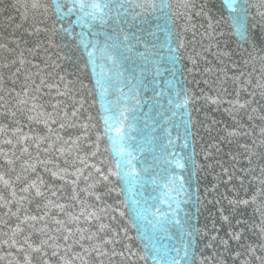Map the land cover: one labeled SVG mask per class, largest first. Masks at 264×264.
Returning <instances> with one entry per match:
<instances>
[{
  "label": "water",
  "instance_id": "water-1",
  "mask_svg": "<svg viewBox=\"0 0 264 264\" xmlns=\"http://www.w3.org/2000/svg\"><path fill=\"white\" fill-rule=\"evenodd\" d=\"M58 2L64 6L62 9L57 8ZM125 2L127 6L143 2V0H125ZM155 2L159 6L161 0H155ZM165 2L171 4V8H166L164 11L169 16H172L173 13L176 14L173 17L175 31L169 34L167 40L165 32L155 28V23H159L162 28L165 26L163 14L159 9L155 12V16L161 17L158 21L154 19L151 9L128 7L127 14L124 9L120 10L122 16L130 15L133 11L148 15L149 19L154 21L152 31L156 33V36L142 35L136 27L122 25V33L129 35L136 33L145 43L149 44L150 51L146 52L144 44L135 40L125 42L131 43L133 50L127 52L123 45L117 49L118 63L115 66L111 60L99 52L94 57L96 64L92 65L88 62L87 54L83 48L75 46L77 41L71 39L61 41L57 37L55 41L57 44L73 45L71 49L60 50L62 53L71 55V62L61 61L60 63L66 72L72 73L66 79L76 81L73 87L80 90V95L85 99L84 109L78 113V117L74 118L71 116L73 100L59 97L55 89L41 85V79H44L46 84L55 83L58 71L51 68L45 70V53L43 51L35 58L25 51V58L31 61L29 64L16 65L7 70L2 65L9 60L16 59L21 50L34 48L37 39L44 42L43 34L39 37L30 34L33 26L51 28L55 25L56 28H59L62 22L65 27H72L76 33L83 31L90 40H100V46L103 47L107 37L112 36L117 28L114 11L109 23L101 26L98 22L91 21L90 17H84L81 20L82 13L78 7L73 8L71 0H0V44L16 48V52L11 54L0 48V77H3L0 79V128L4 129L0 132V150L6 153L9 159L15 161L10 165L3 156H0V175L3 177L0 179V197L3 198L0 199V242L11 236L12 230L23 220L24 215H42L43 205L46 199L50 198L56 203L67 206L64 213L53 208L51 216L65 221V226L73 228L72 239L78 242L73 243L70 240L68 244H64L61 241L57 256L49 254L42 258L49 261V264H159L171 257L180 259L184 253V244L188 239L182 235L180 225L175 223L173 213H177L176 218L187 227L185 214L191 216L198 206V219L195 216L191 218V222L200 230L198 233L200 238L189 249V258L193 260V264H201L204 259L208 260V264H220L221 260L225 264H244V261H248V264H264V247L260 246L264 235H261L259 231L262 221H264V184L260 182L264 180V174L261 172V169H264V148L252 149L257 154L252 156V163L249 165L244 159L243 149L239 147L243 144H248L251 147L253 141L257 145L260 143V126H264L260 116L264 113L259 111L251 113L247 109L233 110L235 111V119H233V115L225 111L230 108L228 102L236 99L238 92L241 103L244 99L250 98L247 96L248 93H256L257 99H259L258 94L261 89L257 85L264 84V17L260 15L261 12H264V7L261 6L262 0H248L247 30L243 39L235 33L230 17L236 13L228 7L227 0H191V3L196 7H190L187 14H185V9L180 6L184 0H165ZM34 3L37 7H33ZM115 7L116 4H113V10ZM201 8H203V12H201ZM9 16L14 20L7 21L6 17ZM24 16H27V20L23 19ZM58 17H63L62 21L58 20ZM210 23L213 24L212 28L208 27ZM89 24L92 25L91 28L88 27ZM16 25L20 27H15ZM186 27L187 31H185ZM194 31L196 39L199 41L195 45L192 44ZM91 33H98V35L92 36ZM205 33L207 36L203 35ZM120 39L122 40V35ZM181 39L185 43V48L178 53L181 60L176 66L179 71H175L171 56L177 55L175 49ZM108 43L111 44L112 41L109 40ZM201 45H210L211 52L205 53L207 62L201 59L198 66L193 68L187 56L191 53L193 46L198 52L202 51ZM217 45H219V50ZM170 48L172 49L171 53ZM51 51L50 49L49 52L51 53ZM218 51L220 53L230 52L232 56L230 59L227 56H218ZM139 53H144L147 59L138 55ZM220 60H223V64L220 63ZM34 64H38L39 68L33 67ZM15 67H21L18 76L13 75ZM93 67L96 69L95 73L92 71ZM208 68H211L212 71H206ZM117 72L120 73L119 76H117ZM173 72H175V77ZM97 73L100 75L98 76ZM225 73L228 77L226 81L224 80ZM241 74H243V84L234 83L231 77L241 76ZM27 75H31V79L25 80ZM174 78L180 80L181 85L186 87L195 98L188 108L195 122L192 131L196 135L193 137L192 147L196 153L194 159L203 166L195 170V177H191L193 169L190 163L187 170L174 168L177 177H185L187 191L180 193L169 192L165 187V184L168 183L166 177L169 176V173L163 169L167 166L157 164L153 159L154 155H160L162 147L165 153L180 154L183 151L187 154L191 151V148H182L183 130L180 120L183 109L175 107L179 101L174 99L169 92L171 87L169 81ZM97 79H100L101 85L107 88L106 94L102 92L101 86L96 84ZM204 81H208V83L205 84ZM25 84L28 86V95L24 94ZM221 87L226 88L227 91H221ZM241 88L244 91H240ZM18 93L19 95H17ZM33 96L37 97L35 103L39 105L35 112L31 110L33 104L31 97ZM205 97H219L220 103L212 104ZM19 100H27L28 103L22 105L18 103ZM57 100L60 101V104L54 110L53 105H56ZM169 100H172L173 103L169 104ZM125 106L128 109V118L124 120L125 132L129 136L127 145L137 156L133 164L141 177V183L136 188L138 193L136 199L141 201V206L147 211L146 218L138 220H133L134 214L131 212L130 201H128L130 205L128 209L118 203L119 200L125 199L128 195L127 191L121 196L116 194L102 196V201H97L94 196L89 195V192L95 191L103 194L106 186L97 185L95 189L88 188L96 178L94 169L90 167L92 164H97L105 169L111 167L115 170V163L118 159L112 152L111 141L104 135L105 124L102 117L106 114L105 108L110 110V114L119 116ZM256 106L253 105V107ZM65 109L68 111L67 117L64 116ZM11 112H15L16 116L9 115ZM174 112L176 115H173ZM53 113L55 114L52 116V122L45 125L43 121L48 118L47 114ZM88 114L92 117L90 121L86 119ZM33 115L36 116V119L29 120L28 117ZM249 115L254 117L253 120L247 119ZM212 121L218 122L211 126L213 127L212 137L215 138L214 142L220 144V152H213L212 158L206 161L204 154L208 150L209 135L204 131V126L211 124ZM84 122L90 125L87 130L79 126ZM61 123L66 125L63 129L60 128ZM73 124L76 126H71ZM241 125L245 126L244 130L249 133L248 136L224 139L227 131L239 128ZM18 127L22 129V133L15 132ZM49 128L51 132H49ZM168 129H171V137L167 135L166 130ZM22 134H28L30 137L40 135L46 137V140L41 142L40 148L37 150L35 143L30 139L26 142L28 153H22L25 142L17 143ZM98 135L101 137L100 152L95 157H91L90 153L94 150L92 144L97 140ZM112 135L115 134L112 133ZM177 135H180L181 139H177ZM149 138H154L155 152L145 150L144 153H140L138 147L141 142ZM169 138L173 140L171 146L167 145ZM7 140H11L12 143H5ZM229 140L232 142L229 143ZM231 155L236 156L238 163L231 160ZM37 158L46 161V163H36L35 172L22 171L24 161L35 163ZM101 160L104 161L103 165H100ZM217 160L221 161L224 167L235 165L236 168L251 167L253 169L245 176L243 188L236 180L226 183L227 177L220 175L221 167L217 164ZM46 168L48 171H45ZM78 169L81 170L79 174H77ZM52 172L60 173L64 179L54 178L51 175ZM89 173H91L92 179H85ZM17 175L21 176L20 180L16 179ZM218 175H220L219 180L217 179ZM38 176L44 181L45 186L41 188V191L45 193V197H37L34 189H30L28 194L23 193L21 189L26 185V182L35 180ZM153 178H156L155 183ZM4 180L9 183L6 185ZM74 180L75 184L72 183ZM179 183L177 180V187ZM116 184L120 187H127L123 181H116ZM49 186L56 189L55 197H52L48 191ZM214 186L215 191H210ZM13 189L16 191L15 199L11 195ZM25 195H27V199L21 204H17L16 201ZM74 196L77 198L73 199ZM252 196L256 197L255 201L251 200ZM197 198L200 201L199 205L193 203ZM232 199H248L250 203L240 207L235 218L230 216L229 221H224L218 209L223 208L225 210L223 215H228L232 208L228 201ZM165 200L168 203H165ZM216 200H219L220 203H215ZM6 201H12L9 206L13 213L17 211V208L20 209L19 220L16 215L7 213V208L4 207ZM177 201L180 202L179 209L176 208ZM38 204L41 205L40 209L37 208ZM104 205L118 207L121 211H125L126 215L120 217L110 208L109 214L116 216V220L111 221L107 214L98 211ZM156 208L167 213L165 220L167 231L158 225L153 230L152 224H155L159 219L158 216H154ZM82 210L85 212L96 210L97 214L101 216L99 222L120 231L121 243L115 247L117 251H124V257L111 256V245L105 246L109 255L100 256L96 251H93V247L97 243L96 240L79 239V235L75 233L77 227L87 230L83 233L85 237L89 233H97L101 239L111 236L110 232L107 233V236L98 232L96 220L85 222L84 216H80L78 222L69 221L68 214L75 216ZM236 218L247 220L245 239L241 243L251 244L256 248L255 252H248L246 247L239 248L238 250L243 254L237 258L230 252H226L219 242L215 243L212 248L206 247L211 243L210 237L217 235V231L220 240L227 239L226 233L229 232V224L231 223L235 228ZM130 220L137 223V228L131 226ZM150 221L151 223H149ZM30 223L31 221L20 224L25 235L30 232L28 227ZM213 225L217 231L213 230ZM36 227H41L39 222ZM49 227L54 229L56 225L49 221ZM240 227L245 226L241 225ZM122 228L128 229L127 235L132 237L131 240L124 237ZM205 231H207V235H204ZM5 233L8 235L5 236ZM138 233H142L145 238L138 239ZM43 238L46 237L33 232V241L38 242ZM17 239H21V237L18 235ZM229 243L232 249L238 248L235 241H229ZM126 244L131 245L132 251L136 253L135 256L128 255V251L124 247ZM146 244L147 248H145ZM156 249L159 251L157 252ZM47 251L50 253L51 250ZM29 255L33 256V264H41L39 254L29 253ZM141 257L145 258L141 259ZM213 257L216 259H210ZM24 260L23 252L9 248L8 245L0 246V264H10V262L11 264H24Z\"/></svg>",
  "mask_w": 264,
  "mask_h": 264
},
{
  "label": "snow or ice",
  "instance_id": "snow-or-ice-1",
  "mask_svg": "<svg viewBox=\"0 0 264 264\" xmlns=\"http://www.w3.org/2000/svg\"><path fill=\"white\" fill-rule=\"evenodd\" d=\"M73 8L78 7L80 10V13H82V16L80 17L81 20L84 19V17H90L91 21L98 22L101 26L107 25L109 23V19L113 17V11L115 15V20L117 24L116 31H114L112 36L107 37V40L104 42L103 47L100 46L101 42L98 39H89L88 35L85 34L83 31L76 33L74 32L72 27H65L64 24L61 22L60 27L56 28L55 25H53L51 28L44 26H33L31 35H35L39 37L41 34L45 36L44 42H40L39 39H37V43L34 48H28L25 50H21L19 52V55L16 59L9 60L8 62L4 63L2 67L4 69H11L12 67L16 65L23 66L25 64L31 63V61H28L25 58L24 52L27 51L33 58H35L41 51L45 53V70L48 68H51L53 70L57 71V80L53 84H46V81L44 79H41V85H46L49 89H55L57 96L59 97H67L73 100L72 104V111L71 116L76 118L78 117V113H80L84 109L85 99L82 95H80V90L75 89L73 85L76 83V81L68 80L66 77L68 75H71L72 73L66 72L63 68V65L60 63L61 61H69L71 62V55L68 53H62L61 49H71L73 45L71 44H57L55 41L57 37L61 39V41L65 39H71L73 41H77L76 47H82L84 52L87 54L88 62L92 65L96 64V60L94 59L97 52H99L102 56L106 57L107 59L111 60L113 62V65L115 66L118 63V57L116 54V50L119 49L122 45L126 49L127 52H131L133 50V45L131 43H125L129 42L131 40H135L138 43H143L145 51L148 52L149 50V44L145 43L140 36H137L136 33H132L131 35L127 33H122L121 28L122 25H126L127 27H136L137 31L140 32L142 35H147L151 37H155L156 33L152 31L153 28V20L149 19L148 15H145L142 12H135L133 11L130 15H121V9H124L125 13L128 12V7L132 8H140V9H151L152 15L156 21L160 20V16H155V12L157 9L163 14L164 20H165V26L162 28L159 23H155V28L159 29L161 31L165 32V39H168V36L170 33H173L175 31V20L173 17L176 15L173 13L172 16H169L164 10L166 8L170 9L171 4H168L165 2V0H161L159 6L156 4L155 0H143V2H138L134 4H129L126 6L125 0H120V2H117V0H71ZM247 3L248 0H227V5L230 9H233L236 15L231 16L230 19L232 20V25L234 27L235 33L241 37V39L244 38V34L246 32V21H247ZM113 4H116L115 10H113ZM185 9V14H187V10L190 7H196V5L191 3V0H184L183 4L180 5ZM262 7H264V0H262ZM33 7H37V5L34 3ZM64 6L61 3H57V8L62 9ZM201 12H203V8H201ZM67 15V13H65ZM261 17H264V12L260 13ZM23 19L27 20V16H24ZM63 17H58V20L62 21ZM211 20V17H209ZM6 20L11 22L14 20L13 17L9 16L6 17ZM15 27H20L19 25H16ZM89 28L92 27L91 24L88 25ZM209 28L213 27V24L208 25ZM185 31H187V27L185 28ZM92 36H97L98 33H91ZM122 35V40L120 39ZM204 36H207V33L203 34ZM112 41L111 44L108 43V41ZM199 43V41L196 39V33L193 32V41L192 44L195 45ZM18 47V44H17ZM153 47H155L153 45ZM0 48L5 49L10 54L16 52V48H9L7 44H0ZM185 48V43L183 39L179 40L175 49V52L177 55H172L171 60L173 61V68L175 71H179V69L176 67L179 65L181 57L178 55V53ZM202 51L198 52L193 46L191 53L187 56V59L189 62L193 65V68H196L198 66V62L203 59L205 62H207V55L205 53L211 52V46H203L201 45ZM52 50L51 53L49 50ZM89 49H91L89 51ZM217 49L219 50V45H217ZM172 52V49L170 48V53ZM138 55L144 57L147 59L144 53H139ZM218 56H227L229 59L232 56V53L230 52H223L220 53L217 52ZM51 61V63H49ZM220 63L223 64V60H220ZM233 64H235V61H233ZM33 67L39 68L38 64L32 65ZM92 71L95 73L96 69L93 67ZM206 71L211 72L212 69L208 68ZM21 72V67H15V71L13 75H19ZM63 73V74H62ZM159 72L157 71V75ZM38 75V73H36ZM99 76L100 73H97ZM120 73L117 72V76H119ZM173 76L175 77V72H173ZM243 74L241 76H233L231 79L234 83L243 84L242 79ZM0 79H3V77H0ZM31 79V75L25 76V80ZM228 79L226 73L224 76V80L226 81ZM33 83H35L33 81ZM171 87H170V95L174 97V99L178 100L179 102L175 104V107L177 109H183L181 113V120L180 125L182 126L183 130V149H189L191 148V151L185 154L183 151H181L180 154H176L175 152H167L165 153L164 148H161L160 155L159 156H153L154 161L157 164H163L167 167L163 169L164 171H167L169 173V176L166 177L168 180V183L165 184V187L168 188L169 192L176 191L177 193L180 192H186V186H185V177L179 176L174 172V168H179L182 170H187L189 163L192 166L193 171L191 172V177H195L196 175V169L203 167L202 165H199L198 162L194 159L196 153L194 147L192 145L194 144L193 137L196 135L192 131V126L194 125V120L192 118V115L190 111L188 110L189 106L194 102V96L190 94V91L181 85L180 80L173 79L169 81ZM205 84L208 83V81H204ZM96 84L98 86H101V90L104 94L107 93V88L103 87L101 85V80L97 79ZM83 87V86H82ZM258 88L261 89V92L258 94L259 99H257L256 93H248L247 96L250 98L244 99L243 103H241L239 92L237 93V98L229 101L230 108L225 109L226 112H229L230 115H233V119H235V111L233 110H241V109H247L250 110L251 113L261 112L264 113V84H258ZM37 91H39V88H37ZM123 90L121 89V92ZM221 91H227L226 88L221 87ZM240 91H244L243 88L240 89ZM24 94L28 95V86L25 84L24 86ZM19 95V93L17 94ZM77 97H79L77 99ZM33 100L32 104V111L35 112V109L39 107L35 103L37 97L33 96L31 97ZM205 99L210 100L212 104H219L220 99L219 97L212 98V97H205ZM169 104H172L173 101L169 100ZM19 104L25 105L28 103L27 100H19ZM137 103H139V100H137ZM60 101L57 100L56 105H53L54 110L59 107ZM257 105L256 107H253V105ZM103 106V102H102ZM105 115L102 117L104 124H105V133L104 135L107 136V138L111 141V148L112 152L116 154L118 157L116 163H115V170L113 168L109 167L105 169L102 166H98L97 164H92L90 167L94 169L96 173L95 181L91 184H89L88 188L95 189L97 185H105L106 190L103 192V194L96 193L95 191L89 192V195L94 196V198L97 201H102V196H111L113 194H116L117 196L124 195L125 191H127L128 195L125 197L124 200H119L118 203L123 206V208L128 209L130 207L128 201L131 202V212L134 214L133 220H138L142 218H146L147 211L141 206V201L136 199V196L138 193L136 192L137 185L141 183V177L140 173L136 169L135 165L133 164V161L137 159V156L134 154V152L130 149V147L127 145V140L129 139V136L125 132V124L124 120H127L128 118V109L127 106H125L124 109H122L119 113V116H115L110 114V110L105 108ZM53 114H47V119H45L43 122L45 125L52 122V116ZM12 117L16 116L15 112L9 113ZM173 115H176L174 112ZM64 116H68L67 109L64 110ZM253 116L249 115L247 119L249 121L253 120ZM29 120H35L36 116H29ZM86 119L90 121L92 119L91 115L88 114L86 116ZM260 120L262 122V125H264V115L260 116ZM17 123H19L17 121ZM218 123L216 121H212L211 124H206L204 126V131L209 135V142H208V150L204 154V159L207 161L212 158L213 152H220V144L214 142L215 138L212 137L213 127L211 125ZM239 123V122H237ZM66 125L64 123L60 124V128L63 129ZM76 126V125H71ZM83 129L87 130L89 128V124L87 122L81 123L79 125ZM94 127V125H92ZM243 125H241L239 128H233L229 131H227L226 137L224 139H227L228 137H240V136H248L249 133L244 130ZM4 129L0 128V132H2ZM16 133H22L21 128L15 129ZM49 132H51V129L49 128ZM167 135L171 137V129L166 130ZM112 133L115 135L113 136ZM59 138V137H58ZM177 139H181L180 135H177ZM32 140L35 143V146L37 150L40 148L41 142L46 140V137L36 135L33 137H30L28 134H22L19 136L17 143L25 142V145L22 147V153H28L29 149L26 144L27 141ZM79 139V138H77ZM260 143L257 145L255 141H253L252 146L250 147L248 144L239 145L240 148L243 149L244 153V159L247 160L248 164L251 165L252 163V156L256 155L257 153L253 152V148H264V126H260ZM101 140V137L98 135L97 140L92 144L93 151L90 153L91 157H95L100 152V144L99 141ZM223 142V141H221ZM229 143L232 141L229 140ZM5 143L11 144V140L5 141ZM173 144V140L169 138L167 140V145L171 146ZM145 150L150 152H155L154 147V138H149L148 140H145L141 142L140 146L138 147V151L140 153H144ZM45 151H48V149H45ZM63 151V149H61ZM107 151V149H105ZM0 156H3L5 161L12 165L15 163L14 160L9 159L8 155L6 153H3L2 150H0ZM231 160L234 162L236 161V156L231 155ZM36 163L44 164L46 161H41L37 158L35 163H29L28 161H24L22 163V171L27 172L28 170H31L32 172L36 171ZM83 163V161H82ZM104 161H100V165H103ZM217 164L221 167V174L225 177H227L226 183H232L234 180L238 181L241 188H243L244 185V178L247 176L250 172L253 171L251 167L249 168H236L235 165L231 167H224L223 163L219 160H217ZM45 171H48L46 168ZM81 170H77V174L80 173ZM144 171H147V169H144ZM262 174H264V169H261ZM239 173V175H236ZM51 175L54 178L64 179V176L61 175L58 172H52ZM220 175L217 176V179H220ZM0 179H3L2 175H0ZM17 180L21 179L20 175H17ZM27 178L25 177V180ZM85 179H92L91 173H89V176ZM177 180H179V186L177 187ZM116 181H123V184L127 187H120L117 186ZM6 185L9 183L7 180L3 181ZM153 182H156V178H153ZM261 184H264V180L260 181ZM73 184L76 183V181H72ZM44 181L41 177H37L35 180H32L30 182H26V185L22 187L21 191L25 194H28L30 189L35 190V195L37 197H45V193L41 191V188L44 187ZM48 191L50 192L52 197H55L57 195V191L55 188L49 186ZM85 191H88V189H85ZM198 191V189H197ZM210 191H215V186L210 189ZM12 197L15 199L16 197V191L15 189L12 190L11 193ZM77 197H73V199H76ZM226 198V197H225ZM0 199H3L0 197ZM27 199V195L21 196L18 201H16L17 204H21L24 200ZM256 197L252 196L251 200L255 201ZM165 203H168L167 200L164 201ZM12 203V201H6L4 203V207L7 208V213L10 215H16L17 219L19 220V211L20 209L17 208V211L15 213L12 212L11 207L9 206ZM195 205H199L200 201L199 198H197L195 201H193ZM209 203H212V201H209ZM215 203L219 204L220 201L216 200ZM229 205L232 206L230 212L228 215H223L224 209L220 208L218 211L221 213V217L224 221H229L230 216L235 218L238 210L242 206H246L250 203L248 199H232L228 201ZM65 204L56 203L54 200L47 198L46 202L43 205V214L42 215H24L23 220L20 221L16 225V228L12 230L11 236L8 239H4L2 242H0V246L2 245H8L9 248H15L20 252H23L25 254V260L24 264H33V256L29 255V253H36L39 254L41 257V264H49V261L43 260L42 258L45 256H48L49 254L51 256H57L58 255V249L61 247V241H63L64 244H68L70 240H72L73 243H76L78 241L73 240V228L65 226L66 222L57 219L55 216H51V210L53 208L57 209L59 212L64 213L66 209ZM171 208V205H169ZM180 202L177 201L176 208L179 209ZM37 208L40 209L41 205H37ZM111 208L112 212H116L119 214L120 217H124L126 215L125 211H121L120 208H113L111 205H104L101 207L98 211L99 213L107 214L109 220L115 221L116 216L109 214V209ZM80 216H84L85 222H90L91 220H96L98 222V232L103 233L105 236H107V233L110 232L111 236L106 239H101L100 236L97 235V233H89L87 237L83 235V233L87 230L81 229L79 227L75 228V233L79 235L80 240L87 239L89 241L96 240L97 243L93 247V251H96L98 255L104 256L109 255V252L105 246L111 245V256L113 257H124V251H117L115 245L120 244L121 241L119 239L120 237V231H116L115 229H112L110 225L104 224L102 222H99L101 220V216L97 214V211H91V212H85L81 211L78 215H71L68 214L69 221L72 222H78ZM154 216H158L159 219L156 220L155 224H152L153 230L156 229L157 225L163 229L164 231H167L165 227V220L167 218V213L161 212L159 208L155 209ZM175 223L177 225H180L182 235L186 236L187 242L184 244V253L183 256L180 259H176L175 257H171L167 260L159 262V264H193V260L189 258V249L193 247L196 240L199 239L198 233L200 230L191 222L192 216L199 217V207L197 206L196 211L191 214H185V224H187V227L184 226V224H181V221L176 218L178 216L177 213H173ZM133 220H130L129 223L133 228H137V223L133 222ZM31 221V223L28 225L30 232L29 234H24V229L20 226V224ZM49 221H51L53 224L56 225V227L50 228L49 227ZM37 222L40 223L41 227L37 228L36 224ZM151 223V221L149 222ZM247 220L242 218H236L235 219V228L229 224V232L226 233L227 239L220 240L218 237V231L215 230V225H213V230L217 231V235H213L210 237L211 243L207 244L206 247L212 248L213 245L217 242L220 243V246L225 249L226 252H230L232 255H235V257L239 258L243 253L239 251V248L246 247L248 252H255L256 248L253 247L251 244H242L241 241L245 239V231L247 230ZM241 225L245 227H240ZM238 229V230H237ZM121 231L124 234V237L128 240H131L132 237H129L127 235L128 229L122 228ZM259 231L261 235H264V221H262V226L259 228ZM33 232L39 233L42 236L46 237L43 239H40L38 242L33 241L32 235ZM207 231L204 232V235H207ZM5 236L8 234L5 233ZM20 236L21 239H17V236ZM138 239H144L142 233H138L137 236ZM229 241H235L238 248L232 249ZM83 246V245H81ZM261 247H264V240L261 241ZM124 247L128 251L129 256H135L136 253H134L131 249L130 244L124 245ZM148 245H145V248H147ZM154 247V245H153ZM50 249L49 251H47ZM158 252L159 249H156ZM179 252V250H177ZM194 255V254H193ZM145 257H141V259H144ZM215 260L216 258H210ZM11 264V262H10ZM201 264H208V260L204 259L201 261ZM220 264H225L223 260L220 261ZM244 264H248V261H244Z\"/></svg>",
  "mask_w": 264,
  "mask_h": 264
}]
</instances>
